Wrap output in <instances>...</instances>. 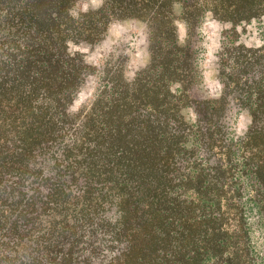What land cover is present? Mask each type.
Listing matches in <instances>:
<instances>
[{
  "label": "trees",
  "instance_id": "obj_1",
  "mask_svg": "<svg viewBox=\"0 0 264 264\" xmlns=\"http://www.w3.org/2000/svg\"><path fill=\"white\" fill-rule=\"evenodd\" d=\"M0 0V264H264V44L238 27L264 0ZM185 26L178 43L174 7ZM221 32L220 94L182 113L205 14ZM144 23L133 79L70 45ZM95 102L73 111L88 75ZM249 120L230 136L228 116Z\"/></svg>",
  "mask_w": 264,
  "mask_h": 264
},
{
  "label": "rangeland",
  "instance_id": "obj_2",
  "mask_svg": "<svg viewBox=\"0 0 264 264\" xmlns=\"http://www.w3.org/2000/svg\"><path fill=\"white\" fill-rule=\"evenodd\" d=\"M102 0H79L81 10L96 8ZM175 28L179 44L185 41V26L180 20V7H174ZM228 26L218 23L210 14H205L198 29L194 45L197 48L195 76L186 86L175 84L172 89L178 94L185 92L188 99L182 107V113L189 122L197 115L198 103L214 99L220 94L217 68L221 45V32ZM239 42L247 47L264 44V17L238 27ZM71 52L78 53L91 66L103 68L116 63L123 68L126 79L131 80L149 62L148 34L144 23L134 19H121L110 25L103 40L96 45H70ZM102 77L99 72L88 75L78 90L73 104V111L88 109L96 99ZM230 136H240L249 124L242 112L232 111L228 116Z\"/></svg>",
  "mask_w": 264,
  "mask_h": 264
}]
</instances>
